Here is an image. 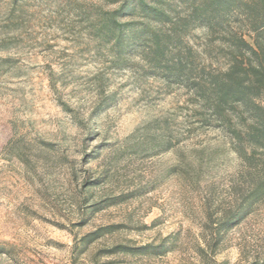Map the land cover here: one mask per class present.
Segmentation results:
<instances>
[{
	"label": "rangeland",
	"instance_id": "rangeland-1",
	"mask_svg": "<svg viewBox=\"0 0 264 264\" xmlns=\"http://www.w3.org/2000/svg\"><path fill=\"white\" fill-rule=\"evenodd\" d=\"M63 5L26 0L13 15L0 0V264H72L76 236L118 224L117 241L173 244L143 264H199L206 213L235 211L240 160L183 89L111 69ZM190 42L201 50L203 32ZM262 259L264 205L224 232L214 260Z\"/></svg>",
	"mask_w": 264,
	"mask_h": 264
},
{
	"label": "trees",
	"instance_id": "trees-1",
	"mask_svg": "<svg viewBox=\"0 0 264 264\" xmlns=\"http://www.w3.org/2000/svg\"><path fill=\"white\" fill-rule=\"evenodd\" d=\"M8 1L14 15L26 0ZM63 6L72 28L93 43L111 69L183 89L199 127L228 138L242 165L230 186L236 208L218 220L207 212L194 246L199 264H218L214 259L224 232L264 205V0H64ZM195 30L205 36L201 50L190 42ZM208 61H222L224 67ZM50 86L55 92L52 78ZM156 147L167 151L173 144L157 142ZM122 227L76 236L71 263L143 264L173 251L167 240L117 241ZM103 241L106 246L91 255L90 248ZM84 256L89 260H80ZM248 264H264V259Z\"/></svg>",
	"mask_w": 264,
	"mask_h": 264
}]
</instances>
